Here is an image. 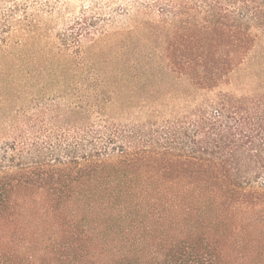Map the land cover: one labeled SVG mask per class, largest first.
I'll use <instances>...</instances> for the list:
<instances>
[{
	"label": "trees",
	"instance_id": "trees-1",
	"mask_svg": "<svg viewBox=\"0 0 264 264\" xmlns=\"http://www.w3.org/2000/svg\"><path fill=\"white\" fill-rule=\"evenodd\" d=\"M111 1L124 27L25 12L12 45L0 18L1 91L35 89L31 119L99 127L118 155L0 168V264H264V0ZM169 76L212 93L185 139L129 131L113 111L157 114Z\"/></svg>",
	"mask_w": 264,
	"mask_h": 264
},
{
	"label": "rangeland",
	"instance_id": "rangeland-1",
	"mask_svg": "<svg viewBox=\"0 0 264 264\" xmlns=\"http://www.w3.org/2000/svg\"><path fill=\"white\" fill-rule=\"evenodd\" d=\"M131 1L122 0L121 6L132 11ZM142 1L138 0L140 3ZM115 4L111 0H0V18L4 16L13 22L12 32L8 36L9 44L13 45L23 36L19 26L20 22L25 23V12L41 25L48 26L52 33L60 32L73 20L81 18L84 11L89 19H96L97 24L113 20V24L124 27L126 18L118 14ZM23 85L22 82H14L7 86L8 91L2 92L0 89V168L37 161L41 153L45 152L49 158L82 156L90 152L92 143L96 144L101 154L106 151L112 156H118L110 151L106 131L101 132L99 127L88 132H77L71 128H62L47 118L37 121L31 119L35 104L44 103L46 97H35L36 90H25ZM159 89L162 94H152L161 105L157 108V114L152 115L150 108H145L142 103L131 110L126 108L121 113L120 110L113 113L124 115L130 112L135 115H131L132 120L128 121L129 131L143 132V129L145 133L162 132L166 134L165 137H169L168 134L176 130L179 132L176 138L182 142L185 139L183 133L191 129L189 123L198 121L200 108L204 107V100L212 93L198 92L185 80L178 81L171 76L160 83ZM224 91L231 92L228 88ZM25 92H29V95L25 96ZM127 117L119 116V119L123 121ZM116 144L120 145V140Z\"/></svg>",
	"mask_w": 264,
	"mask_h": 264
}]
</instances>
